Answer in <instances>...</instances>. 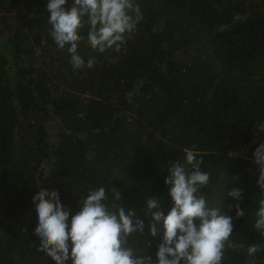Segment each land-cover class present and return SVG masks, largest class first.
Returning a JSON list of instances; mask_svg holds the SVG:
<instances>
[{
    "label": "trees",
    "instance_id": "1",
    "mask_svg": "<svg viewBox=\"0 0 264 264\" xmlns=\"http://www.w3.org/2000/svg\"><path fill=\"white\" fill-rule=\"evenodd\" d=\"M44 2L0 0V264H38L31 198L39 185L73 212L75 192L93 185L120 188L126 208L162 197L167 211L163 163L184 148L203 156L210 202L234 216L227 192L240 187V207L252 204V151L264 139L256 128L264 0H136L142 18L120 49L100 53L82 41L78 54L95 62L80 69L48 35ZM241 147L244 155L229 157ZM233 225L238 239H256L247 216Z\"/></svg>",
    "mask_w": 264,
    "mask_h": 264
},
{
    "label": "clouds",
    "instance_id": "2",
    "mask_svg": "<svg viewBox=\"0 0 264 264\" xmlns=\"http://www.w3.org/2000/svg\"><path fill=\"white\" fill-rule=\"evenodd\" d=\"M44 9L48 35L58 50L67 51L74 69L91 68L95 62L90 56L85 63L78 54L82 41L100 53L119 50L142 18L136 0H45ZM256 128L264 133V122ZM257 141L252 163L258 192L242 209L243 189H230L228 207L235 208L234 216L203 194L211 173L195 146L163 163L167 211L161 207L162 197L148 198L140 208H126L120 188L93 185L86 195L75 192L80 199L73 212L56 191L39 185L31 198V247L38 264H226L230 254L242 256V264H264V139ZM236 155L229 153L230 158ZM140 214L149 218L147 224ZM243 216L248 217L254 241L238 239L233 232V220Z\"/></svg>",
    "mask_w": 264,
    "mask_h": 264
},
{
    "label": "rangeland",
    "instance_id": "3",
    "mask_svg": "<svg viewBox=\"0 0 264 264\" xmlns=\"http://www.w3.org/2000/svg\"><path fill=\"white\" fill-rule=\"evenodd\" d=\"M51 133V132H50ZM246 152V149L244 147H241L238 151H236L235 153L238 156L244 155V153Z\"/></svg>",
    "mask_w": 264,
    "mask_h": 264
},
{
    "label": "built area",
    "instance_id": "4",
    "mask_svg": "<svg viewBox=\"0 0 264 264\" xmlns=\"http://www.w3.org/2000/svg\"><path fill=\"white\" fill-rule=\"evenodd\" d=\"M235 152H236V151H235ZM235 152H234V153H235Z\"/></svg>",
    "mask_w": 264,
    "mask_h": 264
}]
</instances>
